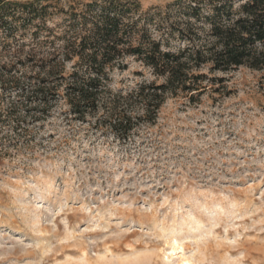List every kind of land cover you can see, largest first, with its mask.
<instances>
[{
  "label": "rangeland",
  "instance_id": "obj_1",
  "mask_svg": "<svg viewBox=\"0 0 264 264\" xmlns=\"http://www.w3.org/2000/svg\"><path fill=\"white\" fill-rule=\"evenodd\" d=\"M216 75L218 90L169 97L128 142L69 122L61 104L37 140L0 152V264H264V81ZM143 79L130 60L113 87Z\"/></svg>",
  "mask_w": 264,
  "mask_h": 264
},
{
  "label": "trees",
  "instance_id": "obj_2",
  "mask_svg": "<svg viewBox=\"0 0 264 264\" xmlns=\"http://www.w3.org/2000/svg\"><path fill=\"white\" fill-rule=\"evenodd\" d=\"M67 4L0 0L1 154L37 140L61 104L69 122L128 142L157 122L169 97L195 103L218 90V73L246 67L264 81V0H175L147 10L136 0ZM130 60L154 79L115 89L114 72Z\"/></svg>",
  "mask_w": 264,
  "mask_h": 264
},
{
  "label": "bare ground",
  "instance_id": "obj_3",
  "mask_svg": "<svg viewBox=\"0 0 264 264\" xmlns=\"http://www.w3.org/2000/svg\"><path fill=\"white\" fill-rule=\"evenodd\" d=\"M176 243V242H175ZM179 249V248H178ZM174 251H175V249H174ZM185 262V261H184ZM186 264V263H185Z\"/></svg>",
  "mask_w": 264,
  "mask_h": 264
}]
</instances>
